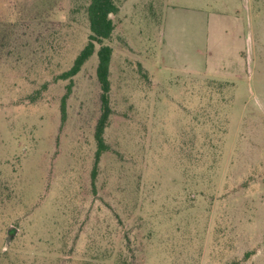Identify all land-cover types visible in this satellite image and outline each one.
Returning a JSON list of instances; mask_svg holds the SVG:
<instances>
[{"label": "rangeland", "instance_id": "374dc122", "mask_svg": "<svg viewBox=\"0 0 264 264\" xmlns=\"http://www.w3.org/2000/svg\"><path fill=\"white\" fill-rule=\"evenodd\" d=\"M115 1L94 180L91 0H0V264H264V0Z\"/></svg>", "mask_w": 264, "mask_h": 264}, {"label": "trees", "instance_id": "16d2710c", "mask_svg": "<svg viewBox=\"0 0 264 264\" xmlns=\"http://www.w3.org/2000/svg\"><path fill=\"white\" fill-rule=\"evenodd\" d=\"M120 11L119 6L115 0H91L88 6V18L90 25V35L88 43L77 56L73 66L61 74L62 80L74 78L95 54L97 45L98 66L97 78L101 88V116L96 126L95 138L97 141L96 161L92 171V177L95 180L98 165L101 156L109 150V146L105 143L104 133L107 128L110 116L112 115V108L110 104L111 92V62L113 57V48L105 44L112 38L115 31V23L112 16L117 15ZM71 91V85L68 86V93L64 96L62 101V120L66 118V100ZM249 255V254H247Z\"/></svg>", "mask_w": 264, "mask_h": 264}]
</instances>
